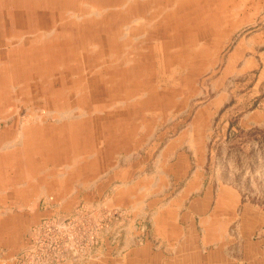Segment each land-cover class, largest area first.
<instances>
[{"label": "rangeland", "instance_id": "rangeland-1", "mask_svg": "<svg viewBox=\"0 0 264 264\" xmlns=\"http://www.w3.org/2000/svg\"><path fill=\"white\" fill-rule=\"evenodd\" d=\"M190 180L189 245L155 239ZM23 183L69 196L0 204L24 224L0 264L119 263L129 240L152 264L264 263V0H0V202ZM124 186L136 206L106 209Z\"/></svg>", "mask_w": 264, "mask_h": 264}, {"label": "crops", "instance_id": "crops-1", "mask_svg": "<svg viewBox=\"0 0 264 264\" xmlns=\"http://www.w3.org/2000/svg\"><path fill=\"white\" fill-rule=\"evenodd\" d=\"M54 184H51V185H54ZM4 187H6V191H4V194L6 193L7 195L10 193L11 194L8 195L7 200H5L6 196L4 197L2 194L4 199L1 197L2 199V202H0L1 205H4L5 203L12 201L14 204L18 206L20 205L19 207L25 208V206L30 204L35 198L36 201L33 202L34 207L27 214L25 213V215H30L34 212L40 213V210L37 211V209L41 208V205L38 208L39 206L38 202H40L42 198H47L52 203L51 204L52 206H53V203L54 205H57L58 200L59 202H61L60 201L61 199H63L64 203L67 202L66 197L69 196L68 190L70 189L69 186L66 185L64 189L67 190V192L65 190L57 192V191L51 190L54 188L52 186L43 187V185H37L33 183L31 184L26 183L25 185L23 183L20 185H15L11 188H9V185L4 186ZM125 187L126 186L117 189L115 194L111 195L103 202V206L106 207V209H111V210H115V209L120 210L121 208L124 209V207H126L127 209H130V207L132 208L136 206V203L138 202L136 199L137 198L136 195H134V192L132 190L125 188ZM194 187L195 185L193 181L190 180L185 185V187L181 190V192L177 193V195H181V197H179L177 201L176 200L169 201L164 196L166 201L163 202L160 209L153 214L154 215L153 216L154 225H156L155 226L156 227L155 239L165 238L167 240L174 241L176 243L179 242L178 244L181 245L180 246L181 248L187 247L189 245V243H187L186 240H180V233L178 232L179 227L188 226L190 224L189 223L190 219H193L194 217H197L198 215H204V214H200L199 211L202 206L204 207V205L208 203V198H207V195L205 194L201 198L199 197L197 199H193L191 203L188 205V208L185 211H183L181 215L179 214L181 210V204L183 203V195L184 194L186 196L187 194L189 195L191 192H193ZM55 189L57 190V187ZM223 190L224 189L219 188V192L216 195L217 198L215 199V202L217 200L218 204H221L224 202L227 203L226 199H224L225 197L222 195ZM21 191H25V194H28L27 199L17 198L18 194H20ZM2 192L3 191L1 190L0 196ZM162 194L163 192H161V196ZM50 197L52 198L50 199ZM58 205L61 206V204H58ZM169 205H172L173 208L169 207ZM18 215H24V214L20 213ZM207 215L215 216V215H222V214L215 210L214 211L210 210V212H208ZM242 215H255V214L253 213L250 214L249 212L244 211ZM182 216H184V219L182 218ZM15 221L13 223L9 219L2 221L0 223V226H1L0 231L9 232V231H12V228H13L14 232H20L24 224L21 223L20 221L19 222H15ZM186 229L191 231L189 228H186ZM172 231L175 232V235ZM14 241H16V239H14ZM129 241L127 244L123 246L125 247V249H127V251L125 252V255L122 256L123 258L122 257L119 258V260L121 261H118L119 263L115 261H111L110 263L107 262L108 264H152V263H156L155 259L152 257V254H151L152 250H150L152 248V244H150L148 240H145V242H139L138 245L130 243ZM166 242L169 244L168 241ZM5 246H7V244H5ZM191 259L193 258H190L189 255H181L180 260L174 261L173 259L172 261H169V262L166 260L167 261L166 264H197ZM223 260H224L223 264H227V263L231 264L230 261L227 260L226 258H224ZM259 263L264 264L263 259L259 260Z\"/></svg>", "mask_w": 264, "mask_h": 264}, {"label": "bare ground", "instance_id": "bare-ground-1", "mask_svg": "<svg viewBox=\"0 0 264 264\" xmlns=\"http://www.w3.org/2000/svg\"><path fill=\"white\" fill-rule=\"evenodd\" d=\"M59 49H60V48H59ZM65 50H66V49H65ZM63 52H64L63 54H65V51H64V50H63ZM40 53H41V51H40ZM49 54H50V52H49ZM50 55H51V54H50ZM40 57H41V56H40ZM38 58H39V57H38ZM56 64H57V62H56Z\"/></svg>", "mask_w": 264, "mask_h": 264}]
</instances>
